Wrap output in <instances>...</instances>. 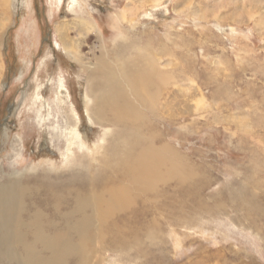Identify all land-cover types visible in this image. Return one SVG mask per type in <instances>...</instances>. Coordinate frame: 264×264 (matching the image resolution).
<instances>
[{
    "label": "rangeland",
    "instance_id": "obj_1",
    "mask_svg": "<svg viewBox=\"0 0 264 264\" xmlns=\"http://www.w3.org/2000/svg\"><path fill=\"white\" fill-rule=\"evenodd\" d=\"M81 13L95 29L89 37L73 25ZM122 33L148 42L170 76L158 115L145 112L162 132L155 146L178 150L165 154L182 178L166 177L149 195V221L134 239L101 240L94 225L72 237L81 253L68 264H264V0H0V169L56 193L63 187L41 185L70 167L95 172L98 156L86 148L102 128L85 114L86 75L63 38L93 67ZM71 108L78 130L68 153L83 163L70 166ZM66 185H76L72 176Z\"/></svg>",
    "mask_w": 264,
    "mask_h": 264
},
{
    "label": "bare ground",
    "instance_id": "obj_2",
    "mask_svg": "<svg viewBox=\"0 0 264 264\" xmlns=\"http://www.w3.org/2000/svg\"><path fill=\"white\" fill-rule=\"evenodd\" d=\"M6 2L9 0H4ZM83 15L73 25L89 37L91 33L87 32L95 29ZM68 28L66 26V32ZM63 39L66 57L76 61L86 75L85 114L91 124L102 128L100 143L92 149L86 148L89 153L97 154L98 165L87 177L81 172L73 173L70 167L66 176H52L41 185L52 187L53 183L63 187L59 193L32 188L16 170L0 169V264H68V260L81 253L79 241L72 237H82L94 225L101 240L123 243L134 239L139 229L135 227L149 221L144 220L149 195L160 189L166 177L182 178L177 171L179 167L176 168L178 161L166 159V154L176 156L178 150L165 140L155 146V138L162 132L145 112L146 109L158 115L156 100L170 77L161 69L156 51L150 49L148 42L136 41L122 33L114 40L111 50L100 49L92 67L73 50L75 43ZM127 39L130 42L127 43ZM35 111L41 119L49 118L50 113L42 117L40 109ZM63 117L66 121L63 135L68 136L66 160L70 166L78 161L82 164L80 158L72 161L74 158L68 153L74 152L71 146L77 136V113L71 108ZM107 121H112L116 129L106 126ZM80 138L85 141V134ZM82 145L86 146V142ZM69 176L76 185H66ZM38 198L40 204L36 203ZM92 200L97 208L89 209ZM42 206L46 210H41Z\"/></svg>",
    "mask_w": 264,
    "mask_h": 264
}]
</instances>
